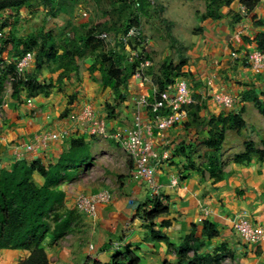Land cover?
I'll list each match as a JSON object with an SVG mask.
<instances>
[{"label":"crops","instance_id":"0c3cea01","mask_svg":"<svg viewBox=\"0 0 264 264\" xmlns=\"http://www.w3.org/2000/svg\"><path fill=\"white\" fill-rule=\"evenodd\" d=\"M238 14L242 16L240 21L227 15L221 20L205 23L196 48V53H201V56L199 54L196 60L183 68L189 76L187 80L192 96L195 99L199 97L206 105L201 113L203 118L235 113L241 114L246 121L242 133H227L224 155L229 161L222 168L221 179L216 181L212 177L211 171L216 167L210 166L205 159L212 151L204 146L203 137L193 130L185 129L182 124L167 131L155 130L153 136L155 148L170 155L168 161L160 162L156 167L155 181L160 186L161 195L168 197L166 204L170 213L155 221V230L166 235L173 247L155 241L148 223L137 216L139 208L145 204L152 209L153 192L147 182L139 183L132 179L133 165L129 159L131 170L127 171L128 176L119 184L115 182L111 188L103 187L97 191L110 189L114 194L113 202L101 205L96 217H86V226L80 231L73 230L70 216L65 217L71 222L70 232L56 243H52L53 234L45 239L43 247L52 264H86L88 259L108 264L114 255L127 251L138 256L140 264H179L177 248L193 230L201 237L202 221L211 222L219 231L218 237L204 239L203 254H222V264H264V242L257 245L246 243L234 230V220L243 212L264 228V158L255 156L248 164L233 161L249 143L264 150V68H252L247 56L256 48L254 39L257 34L264 30L255 24L261 19L264 22V8L255 9L253 14L257 17L254 20L252 14H241L240 7ZM235 52L239 59L232 57ZM94 61L87 59L85 69L88 70ZM81 71L82 68L69 83L65 82L62 89L52 88L47 96L39 94L32 97L31 105L27 103L29 97L26 92L19 100L10 96L6 105L2 103L0 170L10 169L22 159H39L45 164H55L61 153L70 147V140L74 137H83L92 147V158L81 167L80 173L82 169L94 166L95 140L99 139L91 138L76 121L77 115L87 105H91L98 116L104 117L113 131L132 127L136 102L140 95H150L152 87H146L133 78L126 89H121L125 99L115 103L111 89L101 87L99 81L92 82V79L100 80L99 72H95L93 77ZM81 77L83 82L79 81ZM222 92L234 98L232 108L216 104L215 95ZM4 93L5 90L3 99ZM73 94L77 97L71 106L69 101ZM255 100L262 106H256ZM107 102L113 105L112 111H109ZM67 108L72 110L67 117H63ZM64 130H69L68 138L50 141L46 148L27 152L26 146L36 142L40 136ZM108 142L119 148L115 142ZM173 176L180 178L177 187L170 184ZM34 179L42 185L43 180L38 174L34 175ZM61 189L66 192L63 185ZM68 199L66 192L64 210ZM73 205L75 207V202ZM78 232H81V238L77 237ZM28 255L29 252L24 250H0V264H18Z\"/></svg>","mask_w":264,"mask_h":264},{"label":"trees","instance_id":"16d2710c","mask_svg":"<svg viewBox=\"0 0 264 264\" xmlns=\"http://www.w3.org/2000/svg\"><path fill=\"white\" fill-rule=\"evenodd\" d=\"M33 0H0V14L20 9ZM121 1L119 5V19L123 22L119 26L120 31H127L131 26L140 27V17L131 12L128 0ZM237 0H208L205 19L217 20L223 17L225 8ZM243 6L252 14L254 20L255 9H263L262 0H239ZM47 17L57 18L64 10L66 5L72 3V0H41ZM136 12L139 15L148 16L152 8L150 0H132ZM140 6L137 8L136 4ZM236 21H240V15ZM257 26L264 28V22L258 20ZM7 27L10 31V43L13 44V52L7 55V58H0V64L10 61L7 69L0 70V107L3 103L2 93L5 84L8 81V75L13 70L16 60L23 54L34 52L36 38L31 36L28 40L21 41L16 38L15 22H4L0 25V39L4 37L2 28ZM92 28L81 36L80 39H66L60 48H56V40L53 36L41 29L38 32V38L41 40L39 51L35 54V66L38 72L47 65L53 73H59L57 80L64 83L65 79H71L72 75L79 73V60L83 58L87 51H93L96 59L89 68L91 74L99 72V82L104 88L111 89L122 101L124 94L121 89H126L130 80L136 72V65L125 64V54L116 49H101L97 55V48L100 41L97 39V33L110 31L111 28L101 29ZM119 31V32H120ZM117 33V32H116ZM144 39V37H143ZM255 46L264 53V30H261L254 39ZM2 47V46H0ZM1 49V48H0ZM2 50V49H1ZM172 65H164L163 76L159 78L156 85L159 90H164L170 84L175 82L171 80L173 76H179V73L173 71ZM45 85L33 80H18L13 84L12 99L19 100L22 93L26 92L29 98L39 94L48 95L44 89ZM39 90V94L36 93ZM70 105L77 95L71 96ZM194 103L188 108V121L183 127L193 130L196 135L203 137L204 146L214 153L213 162L216 169L212 172V177L216 181L221 179L222 168L229 161L227 155H224V145L227 139V133L235 132L240 134L246 128V121L241 114L229 113L219 114L211 118H203L201 113L206 109V105L197 97ZM256 106H262L258 100H255ZM114 109V107H113ZM72 109L67 108L62 114L67 117ZM264 113V108L262 109ZM91 144L83 137H74L70 140V147L64 150L55 164H45L41 160L28 161L26 159L16 161L10 169L0 170V250H24L29 252L28 257L18 264H52L49 256L43 247V242L49 234H53L52 243H56L71 230V222L65 220L68 214L63 213L66 204V192L61 189L63 182H71L76 179L81 167H83L92 158ZM255 156L264 158V150L256 148L255 144L246 145L244 152L239 153L233 158L238 164H248ZM218 170L220 172H218ZM218 172V173H217ZM38 174L42 180V185L37 184L34 175ZM154 197L151 204L140 207L137 216L148 223L153 239L157 242H165L173 247L166 235L155 230V221L170 213L169 206L165 203L168 197ZM201 237L196 235V231L188 235L183 244L177 248L179 264H222V254L205 255L201 251L205 246V238L213 239L219 236V231L214 224L209 221H202ZM170 224L167 225L169 227ZM196 229V226L194 227ZM138 256L127 251L124 254H116L108 264H140ZM86 264H105L97 260L88 259ZM164 264H170L164 262Z\"/></svg>","mask_w":264,"mask_h":264},{"label":"rangeland","instance_id":"374dc122","mask_svg":"<svg viewBox=\"0 0 264 264\" xmlns=\"http://www.w3.org/2000/svg\"><path fill=\"white\" fill-rule=\"evenodd\" d=\"M151 1L152 8L148 16L139 15V12H136L132 0H128V4L131 7V12L140 17V28L142 29L143 37L147 44L146 52L152 62V66L147 72L149 80L147 79L144 84L146 87L153 88V85L156 86L159 82V78L163 76V70H165L164 65H172L174 67L172 68L173 71L179 73V76L176 77L171 73V80H177L181 77L186 79L189 78V76L183 72V68L196 60L199 54L201 56V53H196L197 44L199 43L198 39L204 31V24L210 22L212 19L204 18L207 11L206 7L208 0ZM120 3L121 1L119 0H72V3L66 5L57 18H52L46 16L41 0H33L20 9L0 14V25L9 20L10 22H15L16 38L21 41L28 40L31 36H34L36 38V46L34 47L33 53L35 54L39 51L41 45V40L38 38V32L41 29L50 33L57 42L56 48H60L66 39H80L81 36L85 35V33L92 28H97V31L111 28L110 31L102 32L108 34V38L107 40L99 39L102 42L97 48V55L100 54L99 52L101 49H116L118 52H123L126 57L129 50L126 48L118 49L117 45L114 43L117 35L122 32L118 30L123 22L119 19V12L121 10L118 8ZM239 7L241 14L246 15L242 13L244 9L242 3L237 0L230 5L229 9L225 8V10H223L224 16L219 20L227 15L234 20L239 19V17H236ZM2 30L4 37L0 39V46H2L0 47L2 49H0V53L2 57L7 58V55L13 52V44L10 43L11 36L9 29L4 27ZM102 33L96 32L98 35ZM137 43L138 41H133L132 49L140 47ZM93 52L94 50L87 51L83 58L79 60V65L80 68H82L81 73H89L94 77L95 74H91L89 69H85V61L87 59H96V55ZM4 63L8 67L10 61H5ZM58 74L59 73H53L52 69L48 68L47 65L43 67L41 72H38L34 63L25 75V78H28L31 82H33V80L41 82V84L45 85L44 90L50 93L52 88H57L58 90L62 89L65 87V82L68 81L69 83L70 81L68 78L64 80V83H59L56 81ZM73 76L74 75H72V78ZM83 78L78 79L83 82ZM98 81L99 79H92V82L97 83ZM59 84L60 86H58ZM102 86L101 84V87ZM9 88L10 87L7 86L4 93V97L7 98V101L12 94ZM36 93L39 94V90H37ZM112 93L116 99L115 103H118L120 100L119 97L114 92ZM71 98L72 97H70V100ZM75 101L76 99L73 100L74 103ZM107 107L109 111L113 110V105L109 102H107ZM233 135L235 134L233 133ZM95 142L94 155L96 158L94 166L88 167L86 170L82 169L80 176L71 182L65 181L62 184L69 197L64 212L72 218L73 230L80 231L86 226L85 218L89 217V215L84 214L74 207L73 202H75L77 196L81 194H92L103 187L111 188L115 182L119 184L120 181L126 178L128 176L127 171L131 170L129 157L120 147H113L111 143L103 140H95ZM213 157L214 153L212 152L211 155H208L205 159L210 166L215 167L217 164L213 162ZM226 158L227 157H225V159ZM83 173L85 175H82ZM80 235L81 232H78L77 237L81 238Z\"/></svg>","mask_w":264,"mask_h":264},{"label":"built area","instance_id":"2783aa9c","mask_svg":"<svg viewBox=\"0 0 264 264\" xmlns=\"http://www.w3.org/2000/svg\"><path fill=\"white\" fill-rule=\"evenodd\" d=\"M136 6L138 8L140 4L137 3ZM242 12L246 13L245 7ZM97 38L107 40L108 34L102 33ZM133 41H138L137 44L140 47L132 49ZM114 43L118 49L126 48L129 50L125 57V64L136 65L133 78L142 83L147 81V72L151 68L152 62L146 52L147 44L143 39L142 29L138 26H131L127 31L119 33ZM35 57V53L29 52L16 60L13 70L8 75L4 90L9 86V91L13 92L14 82L26 80L25 75L34 64ZM232 57L235 60L239 59L237 52L233 53ZM248 62L255 70H261L264 68V53L257 49L251 51L248 55ZM1 69L8 70L4 62L0 64ZM6 99L4 97L3 105H6ZM194 101L190 83L186 78L181 77L164 90H159L158 87L154 86L150 95L142 94L139 96L136 102V116L129 130H111L107 120L98 116L91 105H87L81 110L76 121L79 127L84 129L91 138L115 142L132 162V179L139 183L147 182L152 188L153 197H160L163 200L160 186L155 181V173L158 163L168 161L170 155L168 152L160 153L155 148L153 136L155 130L167 131L187 122L188 108ZM215 102L225 108H232L235 103L232 95L226 92L215 95ZM27 103L31 105L33 100L29 98ZM69 135V130L44 134L36 142L27 145L26 150L27 152H34L39 147L46 148L50 141L65 139ZM18 154L21 155L20 152ZM170 184L172 187L179 186L180 178L173 176ZM113 200V192L110 189H104L96 193L77 196L75 207L84 214L96 217L99 207L110 204ZM234 230L246 243L257 245L264 242V228L253 221L246 212L237 215L234 220Z\"/></svg>","mask_w":264,"mask_h":264},{"label":"clouds","instance_id":"9594fccd","mask_svg":"<svg viewBox=\"0 0 264 264\" xmlns=\"http://www.w3.org/2000/svg\"><path fill=\"white\" fill-rule=\"evenodd\" d=\"M243 7H245V6H243ZM246 9V8H245ZM243 13V12H242ZM246 15H248L249 13H248V10L246 9V13H245ZM257 48H255V50H256ZM258 50V49H257ZM260 51V50H259ZM251 53V51L247 54V56L249 55ZM154 198V197H153ZM165 203H166V201H165Z\"/></svg>","mask_w":264,"mask_h":264}]
</instances>
